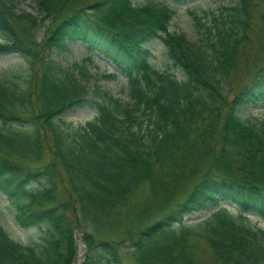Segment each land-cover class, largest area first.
<instances>
[{"label": "trees", "instance_id": "obj_1", "mask_svg": "<svg viewBox=\"0 0 264 264\" xmlns=\"http://www.w3.org/2000/svg\"><path fill=\"white\" fill-rule=\"evenodd\" d=\"M193 1L34 0L33 17L0 0L8 38L0 55L19 53L27 64L15 75L22 84L5 80L6 91L0 83V196L17 228L39 231L22 244L0 223V264H73L75 229L82 264H206L197 240L211 264H264V229L253 222L264 220V119L245 114L264 106V62L237 89L230 82L257 3L236 0L227 21L206 27V50L168 32L173 6ZM20 20L49 21L41 42L17 36ZM259 21L264 30V11ZM153 39L181 78L154 66ZM72 42L86 47L84 62L96 52L113 65L103 77L119 80V93L90 92L85 64L74 74L49 58ZM80 104L94 109L91 119H63ZM45 155L46 164H32ZM144 185V199L121 215ZM128 215L136 225L120 237Z\"/></svg>", "mask_w": 264, "mask_h": 264}, {"label": "rangeland", "instance_id": "obj_2", "mask_svg": "<svg viewBox=\"0 0 264 264\" xmlns=\"http://www.w3.org/2000/svg\"><path fill=\"white\" fill-rule=\"evenodd\" d=\"M131 1L134 5H141L144 2L150 0ZM254 2L257 3V7L254 15L252 14V29L248 32V40H245L239 48L236 67L230 74V82L232 83L234 89H237L244 83L250 81L258 68L264 62V30L262 24L259 21V15L264 11V5L261 0H255ZM235 3L236 0H195L185 5H175L173 6L174 16L169 23L168 32L177 35L182 34L188 39L194 41L197 45H200L201 47L208 50L209 47L207 46V43L210 40L208 41L206 38H210V36H207L205 34L206 27L212 26L214 24V21L217 23L221 19L227 21L228 16L233 13L232 7L235 6ZM14 11L18 15H20L21 13H25L34 17L36 14L34 0H15ZM195 17L197 18V20L195 19ZM197 22L204 24V27H199L197 25ZM13 24L16 27L15 23ZM48 25V20L40 21L39 24H32L30 20H20L19 27L16 28V34L17 36L23 37L27 40L34 38L37 42H41L43 36H45V27H47ZM28 36H32V38ZM7 39L8 38L6 36L0 34V42L7 41ZM148 47L150 48L151 61L154 66L159 69L167 68L169 60L165 56L166 48L164 44L158 39H153L148 42ZM87 55L88 54L86 51V47L78 42L69 43L68 49L66 51H52L48 53L49 58L54 63L65 68L71 69L72 66L76 63L78 65L85 64L91 76L90 79L86 82L87 88L90 92L94 87L99 86L102 90H107L111 93H119L120 81H115L103 77L104 74H108L115 70L113 65L96 52L91 53V61L84 62V59ZM25 68H27L26 60L19 53L0 55V83L2 87H5L3 89L6 91H9L11 89V86L7 84L5 80L7 82H16L22 84V80L16 78L15 75L18 73L24 75ZM168 69L178 78L182 77V73L178 68L170 65ZM71 70L75 74V69ZM121 98H123L124 100L127 99V97L124 95L121 96ZM94 114L95 111L93 108L86 104H80L72 107L71 109L65 110L61 114V116L66 121L72 122L74 125H77L79 123H83L88 119H91ZM245 114L257 117L258 119H264V106L249 107L248 109H246ZM48 160L49 155H45L41 161L33 162L32 164H46ZM58 187V191L61 193V197L63 199H67L65 189H63L61 185ZM147 190L148 188L146 185L141 186L135 195V198L137 199L129 200L126 205L119 209L118 212H120L121 215L128 213V210L131 209V207H133L135 204H138L141 200L144 199L147 194ZM0 202H2L0 203V223L3 225V228L10 234V236L14 240L22 244L36 241L39 238V231L36 229L23 230L17 228L11 219L9 209L5 207L6 202L1 196ZM206 214H208V211L189 215L185 218V221L195 222L205 217ZM154 216L155 214L151 218L147 219L145 223L149 222ZM128 219L129 215L127 216L125 222H123V225L125 227L124 229H116L118 236L121 237L127 229L134 228V225H136L137 219L134 221V217H132L133 221L130 222H128ZM253 222L257 224L258 227L264 229L263 219L255 218L253 219ZM75 232L82 235L80 229H75L74 233ZM112 232L113 234H116L115 231ZM195 256L197 261L205 262L206 264H211L213 260L210 250L201 240H197L196 242ZM76 257L77 246L74 261H76Z\"/></svg>", "mask_w": 264, "mask_h": 264}, {"label": "water", "instance_id": "obj_3", "mask_svg": "<svg viewBox=\"0 0 264 264\" xmlns=\"http://www.w3.org/2000/svg\"><path fill=\"white\" fill-rule=\"evenodd\" d=\"M81 236L82 235L78 234L77 232L74 233V240L77 246V257H76V261L74 262V264H81L84 259V254L86 252V247L81 241L82 240Z\"/></svg>", "mask_w": 264, "mask_h": 264}]
</instances>
